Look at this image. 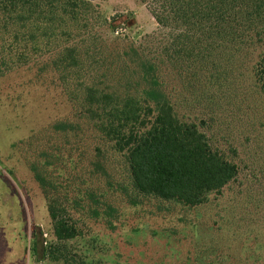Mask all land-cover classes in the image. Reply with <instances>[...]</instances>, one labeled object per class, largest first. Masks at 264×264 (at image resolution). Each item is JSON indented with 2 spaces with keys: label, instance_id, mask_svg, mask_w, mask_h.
Returning a JSON list of instances; mask_svg holds the SVG:
<instances>
[{
  "label": "rangeland",
  "instance_id": "obj_1",
  "mask_svg": "<svg viewBox=\"0 0 264 264\" xmlns=\"http://www.w3.org/2000/svg\"><path fill=\"white\" fill-rule=\"evenodd\" d=\"M91 1L100 14L99 34L110 46L149 42L148 53H156L166 31L146 3ZM116 22L114 29L110 23ZM38 53L0 76V264H63L39 259L42 245L55 243L96 264H264V87L253 71L264 41L213 65L188 59L162 66L179 118L198 124L210 146L238 166L232 181L196 207L150 197L131 204L127 152L81 118L66 83L51 66L45 69V53ZM59 120L79 123V132H53ZM41 150L55 157L47 168L57 189L52 193L62 203L78 200L69 210L79 219L81 237L58 242L53 236L46 198L29 169ZM91 160L103 168L96 170ZM83 191L99 197L100 210L113 207L114 228L91 216L95 204ZM35 238L38 252L32 250Z\"/></svg>",
  "mask_w": 264,
  "mask_h": 264
},
{
  "label": "trees",
  "instance_id": "obj_2",
  "mask_svg": "<svg viewBox=\"0 0 264 264\" xmlns=\"http://www.w3.org/2000/svg\"><path fill=\"white\" fill-rule=\"evenodd\" d=\"M141 1L166 31L153 48L154 55L148 53L154 43L144 47L130 41L117 47L103 40L98 30L100 14L91 0H0V76L13 63L29 59V54L45 53V69L51 66L60 74L81 118L114 149L127 152L134 191L131 204L150 197L200 206L237 176L238 166L210 146L198 124L179 118L165 90L162 66L188 59L213 65L216 58L226 60L260 44L264 0ZM114 24L118 23H110ZM253 69L264 87L263 53ZM52 129L64 135L78 133L80 124L59 120ZM95 148L99 156L101 150ZM38 157L29 169L46 198L53 236L58 242L81 237L79 219L69 210L79 206L78 200L68 203L65 198L62 203L52 193L57 189L47 168L55 157L45 150ZM90 163L96 170L103 168L97 160ZM83 193L95 204L89 208L91 216L103 217L114 228L109 218L113 207L106 204L100 210L99 197L92 191ZM37 245L35 238L34 252ZM44 258L63 264H96L58 243L42 245L39 259Z\"/></svg>",
  "mask_w": 264,
  "mask_h": 264
}]
</instances>
